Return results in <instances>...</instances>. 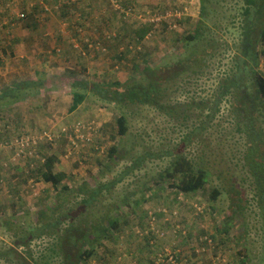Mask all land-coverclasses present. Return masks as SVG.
<instances>
[{"label": "rangeland", "instance_id": "rangeland-1", "mask_svg": "<svg viewBox=\"0 0 264 264\" xmlns=\"http://www.w3.org/2000/svg\"><path fill=\"white\" fill-rule=\"evenodd\" d=\"M82 1L69 11L73 0H48L44 4L37 0H0V94L12 91L17 95L22 92L20 85L28 96L16 103L11 100L14 96L0 98V264L22 263L29 255L34 260L44 257L50 264H61L66 255L73 256L72 252L81 249L80 244L76 248L69 242L57 255L56 239L43 231L42 226L54 216L48 209L58 206L60 200L59 191L33 175L31 165L36 168L40 162L39 151L34 158L12 161L16 138L43 131L61 133L62 142L52 148L44 144L40 150L47 157L59 158L57 169L68 175L64 183L71 185L76 194L82 186L95 189L122 178L93 209L96 216L110 213L121 221V228L95 244L93 259L79 264H150L157 254L178 250L183 255L195 247L203 231L212 241L211 235L215 238L211 250L207 248L211 254L197 256L188 251L181 264H211L213 257L223 259L222 264H264L263 216L253 199L251 179L240 166L236 167L243 141L235 133L233 118L225 108L204 132L209 147L204 143L183 150L191 160L207 158L209 170L205 190L186 196L173 188L174 181L167 176L172 160L156 153L179 144L188 132L207 121V115L190 112L189 121L177 122L149 107L120 110L90 92L98 84L126 81L135 74L134 63L160 67L168 74L176 71L179 58L184 56L186 38L200 26L201 0H122L132 5L124 17L118 7L121 0ZM243 5L244 0H212L208 4L206 24L218 29L209 36L220 40L221 48L212 55L214 58L210 57V65L200 79L188 80L187 94L184 91L182 96L177 95V101L212 94L222 73L233 66L235 51L223 45L232 47L238 42L239 32H233L232 27ZM18 12L26 18L17 20ZM81 13V24L76 25ZM227 26L231 30H226ZM142 30L148 33L139 41ZM86 46L89 50H85ZM127 51L130 53L124 60H117L118 54ZM24 83L29 84L24 88ZM37 83H43L44 88L37 87ZM77 84L80 89H89L91 95L71 112ZM123 114L129 130L120 137L116 121ZM197 116L199 121L193 125ZM91 122L100 125V144L94 141L71 147L68 133L79 123ZM112 149H117L113 155ZM233 186L237 187L235 193L248 200L245 211L238 214L242 218L230 217L235 196L231 200L226 190ZM216 188L222 194L213 202L211 193ZM79 200L71 201L75 211ZM162 209H168V213H161ZM150 211L156 213V231L167 233L159 239L155 235L153 246L140 236ZM176 225L182 234L188 233L184 241L176 239ZM225 227L226 233L220 234L218 229ZM30 234L42 235L27 246L20 245V239ZM72 240L76 243L75 238Z\"/></svg>", "mask_w": 264, "mask_h": 264}, {"label": "trees", "instance_id": "trees-1", "mask_svg": "<svg viewBox=\"0 0 264 264\" xmlns=\"http://www.w3.org/2000/svg\"><path fill=\"white\" fill-rule=\"evenodd\" d=\"M8 1L13 2L14 0ZM8 1L6 0V2ZM78 1L73 0L67 9L69 11L73 10L72 6H76ZM82 2L85 1L83 0ZM119 2V5L122 4L123 7L120 16L124 17L126 12L131 10L132 5L123 3L122 0ZM211 2L212 0H201L200 26L186 38L184 56L179 58L176 71H171L168 74L163 73V69L160 67H151L149 62L148 66L144 65L145 67L140 63H134L132 70L135 74L128 77L126 81H113L105 85L98 84L92 87L90 92L103 102L115 104L120 110L129 112L132 111V107H149L154 109V112H157L159 115L170 117V119L177 122L187 119L189 121L191 119L189 116L191 115L190 112H193L192 115H207L205 116L207 121L201 123L199 127H195L191 132H188L179 144L171 149L156 153L161 154L160 158L162 159L172 160L170 167L166 170L167 176L173 179V188L186 196L195 195L199 191L205 190L208 184L209 170L206 166L207 158L201 157L198 161L191 160L189 157H186L183 150L191 145L201 146L204 143L209 147L204 132L212 124L215 117L222 114L225 108L228 115H231L233 118L232 124L235 126V133L243 141L241 156L236 158L237 162L235 164L236 167L240 166V169L251 179V188L254 194L253 199L258 210L261 211L260 214L263 216L264 225V0H244L243 7L239 9V17L232 27L233 32H239L238 42L234 43L232 47L227 43L223 45L229 46V51H235V55L232 58L233 66L222 73L223 77L215 83V89L212 94H206L205 97H193L191 101H177L176 97L177 95L182 96L184 91L187 94L186 84L188 80L190 78L200 79L210 65V57L214 58L212 55L219 49L220 40L209 36L210 34H214L218 29L209 27L206 24V20L209 19L208 4ZM21 13L18 12V14ZM82 15L83 13L77 15L76 25L81 24ZM17 16L16 14L17 20H24L26 18V15L23 19ZM12 20H15V18ZM225 28L226 30H231L228 29L229 26ZM147 33L148 30L140 31L138 40H143ZM85 50H89L87 46ZM127 53H130V51L118 54L117 60H124ZM139 54L142 55V53ZM143 60L144 63L147 62V58L143 57ZM28 84L24 83V88ZM41 85L44 88L43 83H37L36 86L39 87ZM18 86L22 89V92L17 95L11 94L13 93L12 91L11 93L8 91L7 94L2 92L0 98L7 99L5 97L7 95L14 96L12 99L9 97L13 103L25 100L28 96L24 94V89L20 85ZM14 88L16 87L12 89ZM75 88H78V90L72 93L71 112L79 109L91 95L89 89L84 87L80 89L79 84ZM198 121L199 117L197 116L194 118L192 124L196 125ZM116 125L120 137L128 134L129 125L125 114L117 118ZM99 138L97 137L96 139ZM60 142H62L61 138L55 142V145ZM97 142L100 144L99 141ZM44 146L52 148L53 144L46 143ZM40 149L39 159H45V163L40 161L37 165L35 164L37 167L32 170L35 171L33 175H37L45 183L51 184L54 190L59 191L57 199L60 200L58 206L48 209L51 210L54 216H52V219L49 217L48 223L42 226L43 231L46 232V235L56 239L57 243L54 246L58 248L55 251L57 255L63 252L64 245L69 242L76 248H78L77 244H80L81 249L78 248V253L72 252L73 256L66 255L64 257L65 254H62L64 258L61 264H79L81 261H89L96 256L95 244H100L102 240L109 238L113 232L121 228V221L113 218L110 213L107 212L96 216L93 209L97 203L102 202L106 193H110L120 183L119 180H122V178H116L109 184H101L95 189L91 187L84 188L85 186H82L76 194L75 189L71 185L64 183L65 180H68V175L64 172H59L57 169L59 158L56 155L47 157L43 150ZM116 151L117 149H112V155ZM30 179L31 177L28 179V182ZM234 187L226 190L231 200H234L235 196V200L231 203L233 214L230 217L242 218V215L239 216L238 214L245 211L247 208L245 204H248V200L242 197L240 193H235L237 187L236 189ZM221 192V190L216 188L211 193V200L213 202L217 201L222 194ZM63 193L64 196L62 197ZM77 196L79 197L74 199ZM77 199H80L78 201L80 205L75 211L74 208H71V201L74 203ZM58 208H62L63 210L58 211ZM63 226H66V228H63ZM178 226L176 225L173 228L176 239L181 238L184 241L188 233L182 234V229L181 227L178 228ZM218 230L220 234L226 233L227 228ZM41 235L39 234L40 237ZM208 235V233L203 231L200 238L208 237ZM39 236L38 234L25 235L20 239V245L27 246L33 239ZM71 237L75 238L76 243L71 242L73 241ZM211 237L215 241L214 236L211 235ZM154 238H156L155 235ZM146 241L148 246H152L150 239ZM197 245L198 243L195 247L188 250L183 248L185 250L183 255L182 252H178L179 254L175 253L178 261L185 259L187 252L194 250ZM157 257L158 254L154 262L151 261L149 263L154 264ZM210 262L211 264H222L216 262V260ZM35 263L50 264V260L44 261V257L34 260L33 255H29L25 261L21 263L19 260L17 264Z\"/></svg>", "mask_w": 264, "mask_h": 264}, {"label": "built area", "instance_id": "built-area-1", "mask_svg": "<svg viewBox=\"0 0 264 264\" xmlns=\"http://www.w3.org/2000/svg\"><path fill=\"white\" fill-rule=\"evenodd\" d=\"M40 3H44L47 0H37ZM13 3V2H12ZM119 10L123 11L120 5H118ZM131 11V10H129ZM125 12V11H124ZM128 14V13H127ZM20 19L25 18V14L22 12L21 14H17ZM165 18V17H164ZM138 50H141L138 49ZM100 131V125L97 122H91L88 124L79 123L74 126V128L68 133L69 135V145L73 147L74 149L78 147V143H93L95 138L99 135ZM66 130L63 131L65 133ZM61 133H54L53 131H43L39 134H24L18 138H16L15 141H13L12 145L14 146V155L12 157V161L19 163L20 161L27 160L28 158H34L37 156V153L40 149V147L46 143H50L55 145V142L61 138ZM70 155V153H69ZM42 163H45V159H40ZM34 164L31 165V170H34ZM32 182L34 180H31ZM161 213L167 214L168 209H162L160 210ZM176 214V212H175ZM148 221L146 228L144 231H142V235H140L143 238H149L151 241L150 243L152 246L155 243L154 235H157L160 238H163L165 236V232L161 233V231L158 229L156 231V213L154 211H150L148 213ZM154 232V234H152ZM213 241L209 239L208 237H202L197 242L198 245L194 250H190L189 252L191 254H195L197 256L200 255H210L207 252V248L211 250ZM181 251L176 250L175 252H170L168 254H158V257L155 260L154 264H181V261L176 258L175 253L179 254ZM208 253V254H207ZM175 255V256H174ZM215 260V257H213ZM185 260V259H184ZM216 262L223 263V259L219 258L216 259Z\"/></svg>", "mask_w": 264, "mask_h": 264}, {"label": "clouds", "instance_id": "clouds-1", "mask_svg": "<svg viewBox=\"0 0 264 264\" xmlns=\"http://www.w3.org/2000/svg\"><path fill=\"white\" fill-rule=\"evenodd\" d=\"M99 133H100V131H99ZM97 137H100V135H98ZM95 142L97 141V139L95 138V140H94ZM145 240H147V239H149V238H144ZM156 241V240H155ZM213 260H214V258H213Z\"/></svg>", "mask_w": 264, "mask_h": 264}, {"label": "crops", "instance_id": "crops-1", "mask_svg": "<svg viewBox=\"0 0 264 264\" xmlns=\"http://www.w3.org/2000/svg\"><path fill=\"white\" fill-rule=\"evenodd\" d=\"M11 88H13V86H11Z\"/></svg>", "mask_w": 264, "mask_h": 264}, {"label": "bare ground", "instance_id": "bare-ground-1", "mask_svg": "<svg viewBox=\"0 0 264 264\" xmlns=\"http://www.w3.org/2000/svg\"><path fill=\"white\" fill-rule=\"evenodd\" d=\"M90 46V45H89Z\"/></svg>", "mask_w": 264, "mask_h": 264}]
</instances>
